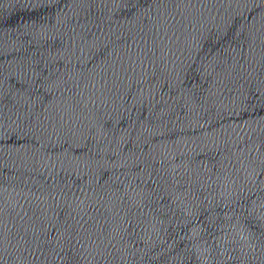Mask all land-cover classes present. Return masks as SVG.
<instances>
[{
	"label": "water",
	"instance_id": "obj_1",
	"mask_svg": "<svg viewBox=\"0 0 264 264\" xmlns=\"http://www.w3.org/2000/svg\"><path fill=\"white\" fill-rule=\"evenodd\" d=\"M0 264H264V0H0Z\"/></svg>",
	"mask_w": 264,
	"mask_h": 264
}]
</instances>
